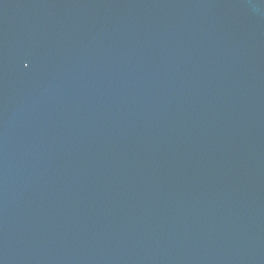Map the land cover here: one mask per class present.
Wrapping results in <instances>:
<instances>
[{"label":"water","instance_id":"1","mask_svg":"<svg viewBox=\"0 0 264 264\" xmlns=\"http://www.w3.org/2000/svg\"><path fill=\"white\" fill-rule=\"evenodd\" d=\"M0 264H264V0H0Z\"/></svg>","mask_w":264,"mask_h":264}]
</instances>
